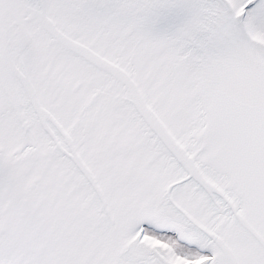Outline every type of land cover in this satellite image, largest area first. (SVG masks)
<instances>
[{
	"label": "snow or ice",
	"instance_id": "snow-or-ice-1",
	"mask_svg": "<svg viewBox=\"0 0 264 264\" xmlns=\"http://www.w3.org/2000/svg\"><path fill=\"white\" fill-rule=\"evenodd\" d=\"M0 264H264V0H0Z\"/></svg>",
	"mask_w": 264,
	"mask_h": 264
}]
</instances>
